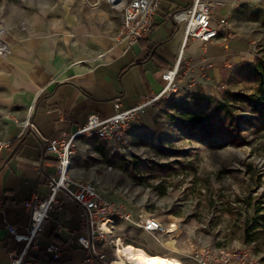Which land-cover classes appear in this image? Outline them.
Returning a JSON list of instances; mask_svg holds the SVG:
<instances>
[{
	"label": "crops",
	"instance_id": "obj_1",
	"mask_svg": "<svg viewBox=\"0 0 264 264\" xmlns=\"http://www.w3.org/2000/svg\"><path fill=\"white\" fill-rule=\"evenodd\" d=\"M157 1L152 31L131 45L113 40L120 28V14L112 35L96 33L92 26L77 22L75 15L65 11L57 22L54 16L45 20L36 12L24 19L5 18L0 23V37L7 45L5 55H0V140L16 138L19 123L26 118L33 124L10 148L0 152V264H9V249L15 246L6 224L25 227L29 220L25 202L33 195H47L45 177L53 170V157L44 151L47 138L73 131L89 112L111 115L115 97L120 98L121 108L141 102L160 89L161 69L172 66L179 56L180 89L205 94L213 92L231 66L246 56L251 59L248 39L230 35L235 29L230 16L238 6L237 0H216L212 24L218 25L221 20L225 24L218 36L207 42L185 39L183 24L170 18L172 11L187 7L192 0ZM23 21L25 26L21 28ZM150 112L144 109L139 113L140 126H148ZM80 142L89 144L91 154L78 153L72 158V179L89 181L96 173L105 194L124 188L116 180L117 172L106 169L111 164L101 160L94 139L82 138ZM62 201L60 211L50 212L40 244L63 243L65 249L59 259L42 249L36 251L32 264H100L87 260L84 250L70 242L80 233L79 209L68 199ZM140 207L133 208V213ZM159 220L165 226L175 223L174 233L159 236L128 222H117L113 235L122 247L160 255L169 264H198L193 249L199 238L183 232L188 224H179L177 218L169 223Z\"/></svg>",
	"mask_w": 264,
	"mask_h": 264
},
{
	"label": "rangeland",
	"instance_id": "obj_2",
	"mask_svg": "<svg viewBox=\"0 0 264 264\" xmlns=\"http://www.w3.org/2000/svg\"><path fill=\"white\" fill-rule=\"evenodd\" d=\"M237 3L230 16L235 26L230 35L248 39L250 60L246 56L231 66L210 94L182 88L148 105L145 109H151L152 115L148 114V126H140L136 118L124 152L113 150L97 136L92 139L101 160L111 164L117 182L124 186L106 194L110 200L128 199L132 209L143 205L166 223L177 218L179 224H188L183 232L217 245L246 244L264 261V234L244 241L246 222L257 209L264 215L263 117L257 126L240 119L241 135L235 129L220 133L192 126L186 119L196 109L195 98L204 95L227 102L239 117L253 116L238 95L254 90L246 65L256 55L264 56V0ZM63 11L101 35H112L119 25V12L106 0H0V23L36 12L45 20L54 16L57 22ZM19 25L23 28L24 21Z\"/></svg>",
	"mask_w": 264,
	"mask_h": 264
},
{
	"label": "built area",
	"instance_id": "obj_3",
	"mask_svg": "<svg viewBox=\"0 0 264 264\" xmlns=\"http://www.w3.org/2000/svg\"><path fill=\"white\" fill-rule=\"evenodd\" d=\"M106 2L120 14V28L113 36L114 41L131 45L150 34L154 25L157 0H106ZM216 5V0H192L187 7L172 11L170 18L175 23L183 24L185 39L196 38L201 42H207L215 39L220 27L225 24L224 20L218 25L212 24ZM6 51V43L0 39V55H5ZM180 62L181 56L172 66L161 69L162 86L141 102L121 108L120 98L115 97L112 100L114 112L111 115L103 117L98 113L89 112L84 122L73 131L61 132L45 140L44 151L53 157L51 163L53 170L45 177L48 192L44 197L33 195L25 202V209L29 214L25 227L6 224L7 234L15 242V246L9 249V264H32L36 259L35 252L41 249L53 259L61 257L66 244L47 243L41 246L40 235L50 212L63 208L62 199L75 203L79 209L80 233L70 242L81 247L89 261L100 264L113 263L117 257L115 246L117 237L113 235L117 222H128L142 231L159 236L174 233L177 227L175 223L163 225L153 213L147 212L143 205L134 214L129 207L128 199L110 200L102 190L101 180L96 173L93 172L94 175L89 181H74L69 169L75 155L91 154L89 144L80 142L82 138L97 136L113 150L124 152L128 149L129 132L139 113L148 105L169 98L180 90ZM32 126L29 118L21 121L17 137ZM16 138L0 140V152L10 148ZM105 167L109 171L112 170L111 165ZM196 245L193 256L198 264H264V261L246 244L217 245L199 239Z\"/></svg>",
	"mask_w": 264,
	"mask_h": 264
},
{
	"label": "trees",
	"instance_id": "obj_4",
	"mask_svg": "<svg viewBox=\"0 0 264 264\" xmlns=\"http://www.w3.org/2000/svg\"><path fill=\"white\" fill-rule=\"evenodd\" d=\"M246 74L254 81V90L247 95H238L244 100L253 112V116H238L227 102L204 95L195 98L196 109L190 111L186 116L188 123L192 126H202L208 130H218L227 133L235 129L239 135L243 129L239 128L238 122L243 120L246 124L257 126L264 120V56L256 55L254 61L246 65ZM262 116L263 120L259 117ZM256 121V122H255ZM257 209L255 215L245 224L244 241L255 239L257 233L264 234V215H259Z\"/></svg>",
	"mask_w": 264,
	"mask_h": 264
},
{
	"label": "bare ground",
	"instance_id": "obj_5",
	"mask_svg": "<svg viewBox=\"0 0 264 264\" xmlns=\"http://www.w3.org/2000/svg\"><path fill=\"white\" fill-rule=\"evenodd\" d=\"M121 244L122 243L118 242V238L115 239L117 257L114 259L112 264H169L168 261L160 255L150 256L145 253L138 252L133 247L125 245L122 247Z\"/></svg>",
	"mask_w": 264,
	"mask_h": 264
}]
</instances>
